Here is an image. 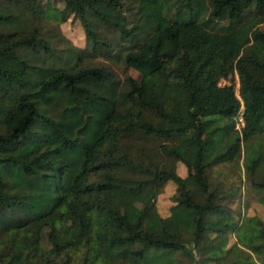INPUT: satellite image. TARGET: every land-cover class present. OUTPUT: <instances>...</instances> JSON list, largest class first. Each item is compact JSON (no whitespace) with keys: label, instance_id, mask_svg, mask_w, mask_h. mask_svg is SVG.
Segmentation results:
<instances>
[{"label":"trees","instance_id":"trees-1","mask_svg":"<svg viewBox=\"0 0 264 264\" xmlns=\"http://www.w3.org/2000/svg\"><path fill=\"white\" fill-rule=\"evenodd\" d=\"M60 1L87 46L56 40L23 0H0V264H264V218L232 210L223 198L237 189L210 172L235 164L264 205V0H184L160 26H124L97 6L122 0ZM97 54L139 78L85 62ZM234 73L238 94L219 84ZM167 182L172 205L191 211L187 237L147 229L144 212L131 221L106 194ZM62 204L77 205L76 241L49 229Z\"/></svg>","mask_w":264,"mask_h":264},{"label":"rangeland","instance_id":"rangeland-1","mask_svg":"<svg viewBox=\"0 0 264 264\" xmlns=\"http://www.w3.org/2000/svg\"><path fill=\"white\" fill-rule=\"evenodd\" d=\"M23 1L33 9L34 19L39 22L37 24L45 25V31H48V33H55L57 35L55 37L56 40H61V42L69 41V43L80 48L87 46L85 32L80 20L70 13V6L66 5L63 1ZM183 1L122 0V6L118 8H112L105 4H98L97 6L106 11L111 19L118 21L124 26L134 24L160 26L166 21L168 14H171ZM262 28L264 29V23L262 24ZM102 36L113 40L111 53L118 52L120 47L117 39L118 35L104 28L102 29ZM52 42H54V39ZM133 42H125L124 45H131ZM85 62L89 65H106L120 80H124L127 74L139 78L137 71L133 68H127L121 58H110L103 54H97L88 57ZM232 77L220 78L219 82L221 84L234 82L235 92L238 94L237 73H234ZM255 140L254 142L262 141V151H264V138H257ZM149 144L152 145L151 142ZM176 170L181 175L187 173L185 165L180 161L176 162ZM210 172L216 181H222L224 188L231 187L237 189V194L234 197L223 198L232 210L240 213V215L257 214L264 218V205L257 200L254 192L248 191L244 186L243 169H238L235 164L221 163L211 167ZM175 188L176 185L174 183L167 182L156 195L152 185L146 186L139 193L109 190L106 194L110 197L113 206L125 213L131 221L136 220L139 214L144 212L143 223L147 229L160 230L163 224L168 231L178 229L184 237H187L192 228L190 221L191 211L183 206L172 205L174 203L173 197L178 195ZM76 207V204H62L48 216L49 229L58 242H73L79 239L80 228L72 212V209ZM232 241L233 237L230 236L229 244ZM45 245L46 247L49 246L47 243ZM201 260L202 257H200L199 262ZM182 264H198V261L191 262L184 259Z\"/></svg>","mask_w":264,"mask_h":264},{"label":"built area","instance_id":"built-area-1","mask_svg":"<svg viewBox=\"0 0 264 264\" xmlns=\"http://www.w3.org/2000/svg\"><path fill=\"white\" fill-rule=\"evenodd\" d=\"M219 84H221V83L219 82ZM237 89H238V87H237ZM243 123H244V120H243V105H242V102H241L240 109L238 111V114L236 115V126L239 127L238 125H243Z\"/></svg>","mask_w":264,"mask_h":264}]
</instances>
